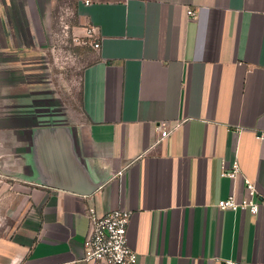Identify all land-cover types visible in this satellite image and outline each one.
<instances>
[{
  "label": "crops",
  "instance_id": "crops-1",
  "mask_svg": "<svg viewBox=\"0 0 264 264\" xmlns=\"http://www.w3.org/2000/svg\"><path fill=\"white\" fill-rule=\"evenodd\" d=\"M60 2L0 0V70L45 51ZM73 5L100 45L80 115L0 106V264H100L83 261L91 208L132 214L138 264H264V0ZM246 179L260 213L220 210Z\"/></svg>",
  "mask_w": 264,
  "mask_h": 264
},
{
  "label": "rangeland",
  "instance_id": "rangeland-1",
  "mask_svg": "<svg viewBox=\"0 0 264 264\" xmlns=\"http://www.w3.org/2000/svg\"><path fill=\"white\" fill-rule=\"evenodd\" d=\"M73 2L61 0L52 14L48 45L40 56L0 70V106L6 97L30 94L32 105L42 102L48 110L63 114L60 120L80 115L82 74L95 59L97 39L93 28L76 20ZM23 65L30 68L24 75L19 72Z\"/></svg>",
  "mask_w": 264,
  "mask_h": 264
},
{
  "label": "built area",
  "instance_id": "built-area-1",
  "mask_svg": "<svg viewBox=\"0 0 264 264\" xmlns=\"http://www.w3.org/2000/svg\"><path fill=\"white\" fill-rule=\"evenodd\" d=\"M187 14L189 17L196 18V12L192 9L188 10ZM93 47L99 49L100 45L94 42ZM158 130L161 134L160 141L166 139L172 132L163 126H159ZM240 172L239 163H234L229 171L224 165L222 176L235 180ZM217 206L220 210H244L252 215H258L261 203L258 200L256 184L246 179L241 199L232 195L219 201ZM87 216L90 221V233L84 241L83 261L100 264H138L139 255L131 248L128 240V227L132 216L129 211L118 209L99 215L95 209L91 208Z\"/></svg>",
  "mask_w": 264,
  "mask_h": 264
}]
</instances>
